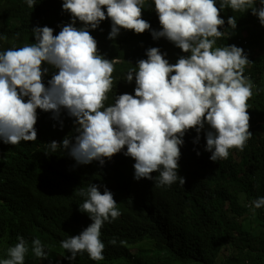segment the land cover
<instances>
[{
  "label": "trees",
  "instance_id": "trees-1",
  "mask_svg": "<svg viewBox=\"0 0 264 264\" xmlns=\"http://www.w3.org/2000/svg\"><path fill=\"white\" fill-rule=\"evenodd\" d=\"M62 4L63 0H34L30 8L26 0H0V52L35 43L36 27H50L57 35L72 23ZM216 4L219 7L221 0ZM220 17L225 23L218 30L224 35L213 47H239L249 61L243 74L253 85L247 101L251 136L243 150L231 148L227 159L210 160L206 133L212 129L205 123L199 133L193 128L181 137L178 178L171 185L158 184L159 172L151 173L152 179H134L135 160L124 154L126 146L111 158H102L103 164L99 160L78 164L69 149L62 148L70 167L66 172L46 160L34 142L42 144L47 135L59 134L61 141L68 138L74 143L79 134L75 117L65 110L46 123L37 118L36 140L0 147V260L8 258V249L23 237L28 248L24 264H31V257L34 264H264V206L254 207V201L264 198V26L255 23L251 9L225 6ZM229 17L236 19L235 28L228 25ZM141 18L150 24L148 30L137 34L121 28L112 39L110 18L96 29L79 20L73 25L87 27L99 55L111 62L117 59L112 62L113 83L105 107L114 105L121 94H135V73L131 82L120 79L138 70L148 49L158 48L170 64L191 54L165 37L153 38V31L162 30L153 0H145ZM43 68L58 72L46 62ZM53 123L55 128L50 127ZM91 185L101 194L110 191L121 214L100 229L102 260H92L87 252L69 260L71 253L61 242L92 223L79 210L87 199L79 193ZM34 239L41 241L46 258L32 252Z\"/></svg>",
  "mask_w": 264,
  "mask_h": 264
},
{
  "label": "clouds",
  "instance_id": "clouds-1",
  "mask_svg": "<svg viewBox=\"0 0 264 264\" xmlns=\"http://www.w3.org/2000/svg\"><path fill=\"white\" fill-rule=\"evenodd\" d=\"M26 2L30 8L34 6V0ZM144 2L63 0L62 9L71 14L72 23L55 36L50 27H36L35 43L0 52V147L36 140L37 118L46 123L67 110L78 125L74 143L68 138L61 141L59 134L47 135L42 144L34 142L46 160L60 164L66 172L70 167L62 148L69 149L78 164L93 160L103 164L102 158H111L126 146L124 154L135 160L134 179H152L151 173L159 172L158 184L171 185L178 178L181 137L193 128L199 133L205 123L212 129L206 133L210 160L227 159L231 148L243 150L251 136L247 101L253 85L243 74L249 61L239 47L213 46L224 35L218 30L225 23L220 17L223 7L251 9L255 23L264 26V0H221L219 7L216 0H153L162 26L161 31L152 32L153 38L165 37L191 54L170 64L158 48L148 49L147 59L138 61V70L120 79V83L131 82L135 73V94H121L114 105L105 107L113 83V63L98 54L97 42L87 27L73 25L79 20L96 29L110 18L109 39L121 28L141 34L150 28L141 18ZM227 23L236 27L234 17ZM44 62L58 72L42 69ZM179 178L184 184V178ZM79 195L87 199L82 206L76 205L92 223L79 235L63 240L61 247L71 253L69 260L79 252L102 260L100 229L121 213L107 189L101 194L91 185ZM262 206L264 198L254 201L255 208ZM17 239L0 264H24L28 248L23 237ZM32 252L37 258L47 256L39 239L32 241Z\"/></svg>",
  "mask_w": 264,
  "mask_h": 264
},
{
  "label": "rangeland",
  "instance_id": "rangeland-1",
  "mask_svg": "<svg viewBox=\"0 0 264 264\" xmlns=\"http://www.w3.org/2000/svg\"><path fill=\"white\" fill-rule=\"evenodd\" d=\"M246 48L250 51V49L248 47H246ZM115 61H117V59L116 58L115 59L113 58L112 59V62L115 63ZM36 113L39 114V109H36ZM30 261H31V264H34V258L33 257H31Z\"/></svg>",
  "mask_w": 264,
  "mask_h": 264
}]
</instances>
